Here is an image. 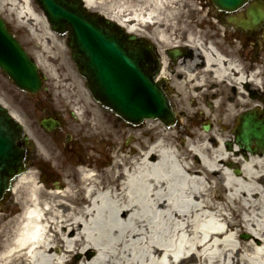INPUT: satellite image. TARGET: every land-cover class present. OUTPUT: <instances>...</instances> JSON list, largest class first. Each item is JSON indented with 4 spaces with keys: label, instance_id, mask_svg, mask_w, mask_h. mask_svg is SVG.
I'll return each mask as SVG.
<instances>
[{
    "label": "bare ground",
    "instance_id": "bare-ground-1",
    "mask_svg": "<svg viewBox=\"0 0 264 264\" xmlns=\"http://www.w3.org/2000/svg\"><path fill=\"white\" fill-rule=\"evenodd\" d=\"M84 2L129 31L152 24L151 38L190 47L189 63L180 61L185 84L221 94L214 104L208 101L212 108L206 112L215 116L214 133L193 126L181 134L154 129L156 136L136 134L135 144L124 149L108 119L74 115L87 160L66 163L54 148L60 176L54 190L36 184L35 169L17 177L13 189L26 184L24 211L0 225V264H264V152L238 146L228 128L245 107L253 109L252 121L264 120V93L261 103L251 96L253 86L264 85V61L249 70L236 42L200 28L204 21H170V0ZM1 3L18 16L37 17L31 0ZM208 33L217 39L205 42L202 34ZM92 137L112 144L103 166L89 163L101 157ZM242 231L251 236L247 242L239 237ZM74 253L80 256L76 262Z\"/></svg>",
    "mask_w": 264,
    "mask_h": 264
},
{
    "label": "rangeland",
    "instance_id": "rangeland-1",
    "mask_svg": "<svg viewBox=\"0 0 264 264\" xmlns=\"http://www.w3.org/2000/svg\"><path fill=\"white\" fill-rule=\"evenodd\" d=\"M113 4L114 3L110 4L109 7H112ZM165 4L169 7L168 9L171 10L170 21L175 22L186 20L194 23L196 21H204V27L200 28H205L208 31L211 30V32L215 33L217 38H225L230 42H236L238 48H240L238 55L244 60V63L249 70L254 69L255 65L264 61V41L262 47L256 48L255 40L244 39L242 36H237L232 27H224L222 23H219V19L213 14V9L211 5H209L208 0H170V4L168 2H165ZM30 7L33 9L34 14L37 17H31L29 14L18 16L14 8L9 5H3L0 0V12L2 16L5 18L13 32H15L25 44L26 49L37 60L38 66L45 76L44 85L47 89L37 93L21 91L0 71V101L15 117L17 116L25 130L34 139L35 153L37 154L33 156V161H31L27 169L30 168L37 171L39 177L37 176L35 179L36 184L46 186L48 188L47 190H54L55 182L58 179L60 180V176L54 169V148H57V150L62 152L61 157L66 163H71L76 160H87L84 145L86 139L82 136L81 131H78L79 126L76 125L77 120L75 116H72L70 113V110L73 109H77L78 111L81 110L84 118L108 119L111 127L116 128L118 142L124 149H128L135 144L134 136L136 134H140L141 136H151L154 134L156 136L154 129H162L166 131L172 129L178 131L180 134L184 132L188 126L197 127L198 131L203 133L214 129L216 125L214 124L215 116L212 119L211 111L206 113L209 108H212L208 101H210L211 104H214L215 99L220 97L221 94L218 95L217 91L214 90L208 94L202 91V88L192 90L191 84H185L183 78L187 69H184L185 65H180L179 62L181 60H178L176 64H172V73L168 68L165 67L164 69V74L169 78L168 82L171 83V85H173L175 80L179 82L178 87L175 86L174 88L172 86L177 94L174 96V99H172V102L176 109L181 113L177 125L168 128L160 121H149L147 124L144 120L139 125L127 124L123 131L122 123H125V121L121 118L119 119L113 113L103 111L102 108H100L92 99L90 92L84 84V80L77 73L76 67L70 56V50L65 45L64 39L50 30V27L45 21L46 19L43 18L42 11L35 0H31ZM151 25L139 23V31L144 35H146L143 32L144 30H150L152 33L153 29ZM198 31L205 33L202 29H199ZM174 35L175 34L172 36ZM217 38L212 37L209 33L202 34V39L204 41H211ZM173 42L159 40L157 38L156 41H154L155 48L160 54H163L164 49L172 46L174 44ZM182 44H184V40L180 41V45ZM220 48L222 49L225 47L221 45ZM189 49L190 48L187 50L189 51ZM190 54L193 56L191 51ZM162 56L164 57V55ZM191 56L186 58V62L189 63ZM223 57L226 58L227 55H223ZM166 62H168L167 59ZM251 64H253L252 67H250ZM260 68L262 69L260 74H263L264 68ZM263 86L260 88H257L256 86L252 87V91L256 92L253 94L254 97L252 98L256 102L261 103L260 95L261 93H264ZM78 87H81V90H77L76 88ZM211 88L214 89L215 87ZM189 90H191V92H189ZM223 90L230 93L231 101L236 100L235 93L231 94L227 88H224ZM45 106L54 108L57 116L61 117V125L59 128H54V133L52 134L44 132L38 125L41 110ZM243 109L245 111L248 110L249 107ZM241 111L240 113L243 112ZM205 122L209 124L208 130L203 129V123ZM154 124H158L156 128H154ZM235 124H237V120H234L228 127L230 132ZM220 129H222V127H220ZM121 130L124 132L123 134L121 133ZM212 132L214 133V130ZM68 134H71V140L68 139ZM51 136L54 140L51 139ZM93 138L94 137L90 140L98 145V152L101 157H95L91 159L89 163H93L96 166H103L110 160L108 154H110L112 144L109 145V141L107 143L101 142L99 141L100 138ZM108 145L109 147H107ZM25 193L26 184L19 183L14 189L12 188V190L5 194V198L0 202V225L11 217L17 216L23 212L24 206L21 197H23ZM239 237L241 240L247 242L251 236L249 233L242 231L239 233ZM79 257L78 253L72 255L75 262Z\"/></svg>",
    "mask_w": 264,
    "mask_h": 264
},
{
    "label": "water",
    "instance_id": "water-1",
    "mask_svg": "<svg viewBox=\"0 0 264 264\" xmlns=\"http://www.w3.org/2000/svg\"><path fill=\"white\" fill-rule=\"evenodd\" d=\"M37 1L51 28L60 34L68 33L67 44L72 58L95 99L134 123L145 117H158L167 125L174 123L173 108L165 92L154 81L157 60L152 46L134 35L120 33L109 20L88 13L80 0ZM211 1L220 9L232 11L247 0ZM251 14L250 24L257 23L262 16L254 9ZM0 67L22 89L36 91L41 87L35 63L1 19ZM250 118L244 116L236 140L246 148L255 140L264 150V121L252 124ZM44 125L50 128L57 125V121L50 119ZM29 144L22 125L0 104V198L12 179L25 169L24 146Z\"/></svg>",
    "mask_w": 264,
    "mask_h": 264
},
{
    "label": "flooded vegetation",
    "instance_id": "flooded-vegetation-1",
    "mask_svg": "<svg viewBox=\"0 0 264 264\" xmlns=\"http://www.w3.org/2000/svg\"><path fill=\"white\" fill-rule=\"evenodd\" d=\"M216 15L219 17L220 21H224V20L227 21L229 18V15L227 13L218 10H216ZM262 31H263L262 27L258 29H249V30H247L246 28L239 27L237 29V34L238 36H242L245 39H253L257 41ZM45 111L48 112L47 109H45Z\"/></svg>",
    "mask_w": 264,
    "mask_h": 264
}]
</instances>
